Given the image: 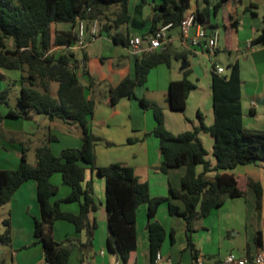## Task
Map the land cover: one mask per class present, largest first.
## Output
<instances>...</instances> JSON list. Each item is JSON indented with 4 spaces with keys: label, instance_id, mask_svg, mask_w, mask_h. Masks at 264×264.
<instances>
[{
    "label": "trees",
    "instance_id": "trees-1",
    "mask_svg": "<svg viewBox=\"0 0 264 264\" xmlns=\"http://www.w3.org/2000/svg\"><path fill=\"white\" fill-rule=\"evenodd\" d=\"M203 1L207 4L210 0ZM226 1L218 0L213 8L217 11ZM129 4L130 0H0V68L20 73L17 109L9 107L6 91L0 92V108L2 105L7 107L4 114L0 110V123L7 117L27 120L45 116L48 120L60 119L75 124L82 131L80 148H64L55 155L49 147V142L54 138L50 136L36 148L34 166L28 164L23 149L16 168L0 170V207L9 202L24 181L33 179L36 182L40 218L35 221L34 235L36 242L42 244L46 264H67L76 245L86 248L91 244L97 223L89 218V213L96 210L97 203L90 183L84 184L85 165L104 178L106 220L120 263L126 264L130 253L136 250V210L140 205H146V231L150 260L154 264L155 254L165 237L164 228L154 217L159 206L167 203L168 214L182 217L185 221L187 247L195 264L198 251L191 237L195 221L209 215L226 199L244 194L235 176L228 171L238 165L264 161V130H248L242 122L240 69L238 63L234 62L228 66V73L221 74L215 72L212 64L210 91L213 122L210 125L204 123L203 115L198 111L197 125L172 134L164 126L162 109L154 103L140 100L143 107H153L155 126L151 134L159 142V170L165 172L171 167L185 168L180 189L170 187L167 197H151L148 185L138 181L130 166L118 162L104 167L95 166L96 138L88 127L95 102L92 96L87 97L85 93V88L90 89L94 80L88 77L87 85L81 83L76 72L79 60L75 53L49 49L51 46L70 44L74 40L73 27L77 20H84L88 24L93 19L98 20L101 31L110 33L114 43L128 45V38L124 39L122 32L117 30H121L130 20ZM189 6L190 0H159L152 5L149 35L166 23L178 26L188 13ZM194 15L196 23L211 29L202 11H196ZM251 16L255 17L256 12L251 11ZM58 24H67L70 28L57 30ZM251 44L264 47V15L262 28ZM191 53L182 50L174 55L167 49L144 54L136 60L133 76L125 77L109 88L111 102L132 96L134 88L146 81L152 67L168 64L173 56L186 60ZM81 63L84 74H87L84 56ZM190 73L191 69L187 68L182 79L169 83V109L184 110L188 95L195 88V84L187 78ZM200 132H207L213 137L214 164L205 158L206 150L198 137ZM128 141L131 143L136 139ZM197 165L203 166L201 173H196ZM212 171L215 174L210 178L206 174ZM54 173H60L70 193L62 200L52 202L51 198L57 192V187L50 181ZM248 186L254 190L256 208L260 209V184L249 180ZM170 198L179 199L183 208L171 203ZM61 202H77L78 213L62 211ZM58 219L71 222L77 232L84 231L86 241L82 244L73 240L56 242L52 230ZM2 223L5 230L0 232V245L9 246V224L7 220ZM260 237L258 230V244H261Z\"/></svg>",
    "mask_w": 264,
    "mask_h": 264
},
{
    "label": "crops",
    "instance_id": "crops-1",
    "mask_svg": "<svg viewBox=\"0 0 264 264\" xmlns=\"http://www.w3.org/2000/svg\"><path fill=\"white\" fill-rule=\"evenodd\" d=\"M193 1L194 4H192ZM158 2L159 0H130V20L117 32L121 31L124 39L139 36L145 41L150 33L151 22L149 18L152 5ZM216 2L218 0H214L212 3V14L215 22L210 19V1L206 4L203 0H190L188 13L202 11L203 17L211 26L209 31L214 32L217 36L216 53L223 50L227 53V58L233 59L227 66L234 62L238 63L241 78L240 100L243 125L248 130L262 131L264 130V47L253 45L248 47L247 42H251L262 28L264 0H227L217 11L213 8ZM251 11L256 12L255 17L251 16ZM69 28V25L56 26L57 30H68ZM195 29L196 25L192 26L189 34L193 35ZM172 33L177 35L178 29L175 27ZM103 34H105L106 40L113 42L110 33L107 31L100 30L98 37ZM113 44L120 45L126 51L129 73L122 75L123 77L116 83H108L107 90L99 94V98H102L101 101L93 86L90 89L85 88L87 97L92 96L95 102L93 114L88 120L90 132L96 138L94 146L95 166L104 167L117 162L126 164L133 169L139 182L148 185L151 197H167L170 187L180 189L185 168L183 166L171 167L165 172L159 170L161 163L159 142L151 134L155 126L154 116L142 106L140 100L160 106L163 111L164 126L172 134L191 129L192 125L198 124L197 119L195 122H191L186 118L188 127L178 133L172 132L167 126L166 116L171 110L167 101L169 83L173 80L182 79L183 72L187 68L191 69V73L187 77L190 81H192L191 76L199 77L193 73L191 67L194 65L200 68L202 76L205 75L201 59L209 57L200 49L191 51L192 53L188 55L186 60L177 59L173 56L168 64L161 63L152 67L148 71L146 81L134 88L132 96L122 97L117 102L112 103L109 88L116 86L125 77L133 76L136 60L140 59V57L132 55L128 45L114 42ZM55 48L56 46H51L49 50H56ZM86 49L87 46L75 53L79 60L76 67L79 79L83 75L90 77ZM169 50L175 55L184 49L175 40L170 45ZM82 56L85 57L87 74L83 72ZM181 62H184V65L179 67ZM185 62H189L190 65H186ZM214 64L223 67L224 73L230 71L229 67L226 70L222 64L215 62ZM8 71L16 70L0 68V78L6 82L9 81L8 84L18 85L19 91L20 73L17 71L18 73L10 74ZM149 85H155V89H150ZM197 89L198 86L195 84V88L188 95L184 110L188 108L190 101L195 102L198 94L194 93H197L195 92ZM192 95H194L193 98ZM136 101L139 102V106ZM205 102L207 104V100ZM209 102L210 108L205 114L201 111L200 103H195L197 104L196 118H198L197 113L200 111L204 116L206 125L213 122L211 91ZM8 105L12 109L18 108L9 103ZM0 110L4 114L7 107L2 105ZM39 117L36 116L27 120L7 117L2 120L0 123V170L16 168L20 162L23 149L26 151L28 164L34 166L36 148L45 143L50 136L54 138L49 142V147L55 155H58L64 148L81 147L82 131L80 127L60 119L58 120L61 122H57L55 119L48 120L45 116ZM35 119L44 122L47 120L49 123L44 126L47 131L45 141L37 142L35 139L32 143L30 139L26 140V136L31 135L33 130L26 121H35ZM169 120L171 121V119ZM15 133L18 135L16 136ZM129 139H136V141L130 143ZM14 140H19V142L15 143ZM11 141L12 145L9 144ZM27 144L34 148L32 155L27 153V150H30ZM212 144L210 145L211 153ZM208 161L214 164V157L213 161ZM202 171L203 166L197 165L196 173ZM228 172L235 176L244 194L241 197L226 199L221 206L214 208L209 215L193 224L194 231L191 233V237L198 251V257L203 260L204 264H218L230 252L248 258H251L258 251L264 252V161L238 165ZM214 174L215 172L212 171L206 175L212 178ZM249 180L257 182L261 186L260 209L256 208L255 192L248 186ZM50 181L57 187L56 194L51 198L52 202L62 200L70 193V188L62 181L61 175L54 173ZM87 182L91 185L97 203L96 210L89 213V218L95 219L97 226L91 244L86 248H79L76 245L68 257L67 264H112L120 259L115 245L111 242L106 220L104 178L95 169L85 165L84 184ZM169 201L181 209L183 208V203L179 199L170 198ZM60 209L76 214L79 210V204L77 202H61ZM39 218L40 208L36 196V182L33 179H28L14 191L9 202L0 207V232L5 230V225L2 222L7 220L11 236L9 246L0 245V264H44L42 244L36 242L34 235L35 221ZM154 219L161 224L165 231L164 240L158 251L165 258H168L171 264H193L187 247L184 219L169 215L167 203H162L159 206ZM146 221V205H140L136 210V250L130 253L126 264H151ZM258 230L261 232V244L256 242ZM52 234L56 242L73 240V242L82 244L86 241L84 231L77 232L71 222L62 219L54 222Z\"/></svg>",
    "mask_w": 264,
    "mask_h": 264
},
{
    "label": "rangeland",
    "instance_id": "rangeland-1",
    "mask_svg": "<svg viewBox=\"0 0 264 264\" xmlns=\"http://www.w3.org/2000/svg\"><path fill=\"white\" fill-rule=\"evenodd\" d=\"M214 0H210L211 5V14L210 19L212 22H215V19L212 14V3ZM194 4V1L193 3ZM60 26H67V24H58ZM90 44V45H89ZM89 45V46H88ZM87 57H88V70L89 75L94 80L93 89H95L97 96L99 98L100 93H104L105 90L108 88V83H116L123 77L122 75H126L129 73L128 69V60L126 51L120 46L115 45L113 42L106 40L105 34L98 37L93 42H89L87 44L86 49ZM227 53L223 50H219L216 55H214L213 59L208 58H202L201 63L203 67V71L205 75H201L199 77L191 76V80L198 86V89L195 91L198 94L197 98L194 101H190L188 108L186 110H170L167 113L166 121L167 126L169 129L174 132L178 133L186 129L185 127H188L186 118L189 119L191 122L196 121V105L195 103H200L201 111L203 114L208 112L210 108V80H211V69H212V63L216 64H222V66L225 67V69H228V63L232 62V58H227ZM81 57V54H80ZM127 62V63H126ZM182 62L179 64V67H182ZM7 72V71H5ZM10 74L15 73L17 71H8ZM18 73V72H17ZM80 81L84 84L88 83V77L86 75H83L80 77ZM9 81H5L4 79L0 78V92L6 91L7 93V102L13 106L18 107V101L17 98L19 96L18 91V85H13L12 83H9ZM150 89H155V85H149ZM194 95H192L193 98ZM101 101L102 98H99ZM193 100V99H191ZM207 100V104L206 101ZM136 104L139 106V102L136 101ZM160 107V106H159ZM142 110L143 108L140 107ZM148 109L150 113H153V107L152 105H149L148 107H145ZM151 109V110H150ZM204 117V116H203ZM40 118V117H39ZM162 118H163V111H162ZM40 119H35V121L29 120L26 121L29 123V125L32 127V134L26 136V140L30 139L33 143V141L40 142L45 141V134L46 131V125H48V121H39ZM57 122H61L58 119H55ZM22 121V120H21ZM24 122V121H23ZM164 123V120H163ZM13 126V125H12ZM28 126V125H27ZM12 133V132H11ZM17 136L18 133H15ZM200 139L204 145V148L206 150L205 158L208 160L213 161V155L211 153V143H213V137L207 133V132H201L200 133ZM8 140L7 138H5ZM9 141V140H8ZM15 143H18L19 140H14ZM9 144L12 145V141L9 142ZM14 144V143H13ZM25 145V144H23ZM28 145V144H27ZM28 148L30 150H27V153L29 155H32L34 153V148L32 146L28 145ZM60 175L59 173H55Z\"/></svg>",
    "mask_w": 264,
    "mask_h": 264
},
{
    "label": "built area",
    "instance_id": "built-area-1",
    "mask_svg": "<svg viewBox=\"0 0 264 264\" xmlns=\"http://www.w3.org/2000/svg\"><path fill=\"white\" fill-rule=\"evenodd\" d=\"M196 25L193 35L189 34L192 26ZM175 26L172 23H166L155 29L145 41L139 36H132L128 39V47L133 56L141 57L144 54L155 51H165L170 48L173 41H178L184 50L195 51L200 49L209 58L213 59L217 50V36L214 32L209 31L201 24L195 22L193 12L187 13L176 26L178 34L174 35L172 30ZM74 40L70 44L56 46V50L76 53L84 49L87 44L94 41L99 36V24L97 19H93L86 24L84 20H77L73 27ZM248 47H252L251 42H247ZM214 64V63H212ZM216 73H224V68L214 64ZM44 264H46L44 262ZM112 264H120V260H116ZM154 264H171L168 258H165L161 252H156ZM195 264H204L199 257ZM218 264H264V252L258 251L251 258L246 256H237L234 253H228Z\"/></svg>",
    "mask_w": 264,
    "mask_h": 264
},
{
    "label": "water",
    "instance_id": "water-1",
    "mask_svg": "<svg viewBox=\"0 0 264 264\" xmlns=\"http://www.w3.org/2000/svg\"><path fill=\"white\" fill-rule=\"evenodd\" d=\"M193 59H196V58H193ZM186 65H190L189 62H185ZM184 65V62L182 64V66ZM192 70H193V73L196 75V76H201L202 75V72L200 71V68L197 66V65H194L191 67Z\"/></svg>",
    "mask_w": 264,
    "mask_h": 264
}]
</instances>
